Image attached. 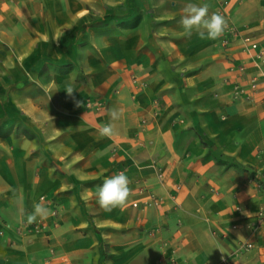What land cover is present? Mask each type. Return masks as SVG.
<instances>
[{
    "label": "crops",
    "instance_id": "crops-1",
    "mask_svg": "<svg viewBox=\"0 0 264 264\" xmlns=\"http://www.w3.org/2000/svg\"><path fill=\"white\" fill-rule=\"evenodd\" d=\"M263 91L264 0H0V264H264Z\"/></svg>",
    "mask_w": 264,
    "mask_h": 264
},
{
    "label": "clouds",
    "instance_id": "clouds-1",
    "mask_svg": "<svg viewBox=\"0 0 264 264\" xmlns=\"http://www.w3.org/2000/svg\"><path fill=\"white\" fill-rule=\"evenodd\" d=\"M183 16L179 23L187 36L193 32L201 39L218 40L228 28V20L219 12L209 14V5L187 3L183 8ZM65 92L69 97H73L75 89L67 87ZM76 105L81 106V102L76 101ZM109 115L112 120L119 119L120 113L116 109H111ZM102 137L112 138L116 133L111 123L102 125L99 129ZM130 180L125 172L121 171L111 177H106L97 192V204L104 211H112L116 208H123L132 193L129 187ZM43 200V197H41ZM51 214V210L43 203H34L33 212L27 217L28 223H34L37 219H45Z\"/></svg>",
    "mask_w": 264,
    "mask_h": 264
},
{
    "label": "built area",
    "instance_id": "built-area-1",
    "mask_svg": "<svg viewBox=\"0 0 264 264\" xmlns=\"http://www.w3.org/2000/svg\"><path fill=\"white\" fill-rule=\"evenodd\" d=\"M251 39H252V38L247 37L246 41H247V42H248L253 48H256V47H257V43H256V42H253ZM241 70H243V67L241 68ZM247 87L249 88L250 91H253V92H254V91H257L258 89H260V88H259V84H258V82H257V79H255V78H252V79L250 80V84H249ZM247 87H241L240 89H239V87H237V88H236L235 97H236V98L240 97V95H241L244 91L248 90V89H246ZM263 100H264V91H263ZM154 203L157 204V201H155ZM261 209H262V210L260 211V216L262 217V220H264V204L262 205V208H261ZM248 246L251 247V243L248 244Z\"/></svg>",
    "mask_w": 264,
    "mask_h": 264
}]
</instances>
